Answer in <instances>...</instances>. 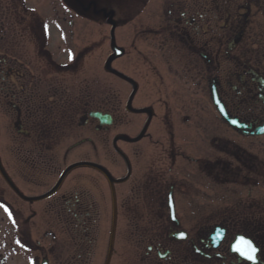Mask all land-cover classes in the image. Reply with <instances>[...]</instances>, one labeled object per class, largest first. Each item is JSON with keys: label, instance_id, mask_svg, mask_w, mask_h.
Wrapping results in <instances>:
<instances>
[{"label": "flooded vegetation", "instance_id": "flooded-vegetation-1", "mask_svg": "<svg viewBox=\"0 0 264 264\" xmlns=\"http://www.w3.org/2000/svg\"><path fill=\"white\" fill-rule=\"evenodd\" d=\"M74 2L0 0V264H264V0ZM90 12L113 108L74 71Z\"/></svg>", "mask_w": 264, "mask_h": 264}, {"label": "rangeland", "instance_id": "rangeland-1", "mask_svg": "<svg viewBox=\"0 0 264 264\" xmlns=\"http://www.w3.org/2000/svg\"><path fill=\"white\" fill-rule=\"evenodd\" d=\"M85 4H87L90 0H84ZM99 2H103V0H96ZM73 2V3H71ZM108 2H110L108 4ZM115 0H105V3L109 6V7H113V4H116ZM117 5H115L116 7ZM120 9V16L123 18H129L132 12V7L130 6L129 2L127 1L126 5L122 7L121 6H117ZM68 8L73 9V17H75L76 19H78V22L83 21V15L80 12V10L77 8L76 3L74 2V0H58V13L59 15L62 16H66L69 15V13L71 12V10L68 12V14H65L62 12L63 9ZM89 18H90V22L88 23V37H90L91 41L92 39H96L97 36H100L103 34V32L106 33V41L105 44H103V48L101 50H98L96 52L91 51L90 55L86 58V61L84 62H79L78 65V69H74L75 71V75L78 76V78L82 77V72L84 74V76L87 75V81L88 83L85 84L86 87H89L90 91L94 92V93H101L104 92L105 93V108H113V104L115 102L116 99V94L115 92H118V87L116 84V79L111 76L110 74H108L104 68H103V63L104 60H106L108 54L110 53V48H109V40H108V35H109V27L108 25L105 24V27L103 28L99 22V18L98 17H94L92 15V13H89ZM82 19V20H81ZM89 39V40H90ZM114 65V63L112 64ZM74 75V76H75ZM78 82H74V86H77ZM3 123V122H2ZM115 134L114 129L111 130V138L112 136ZM128 217L123 216L122 217V223L125 226L127 223V219ZM109 222H110V218H109ZM108 230L109 228H107L106 231V244H107V238H108ZM131 230L130 228H122L121 231H119V239L121 240L123 243L125 241H130L131 240ZM122 243V244H123Z\"/></svg>", "mask_w": 264, "mask_h": 264}, {"label": "water", "instance_id": "water-1", "mask_svg": "<svg viewBox=\"0 0 264 264\" xmlns=\"http://www.w3.org/2000/svg\"><path fill=\"white\" fill-rule=\"evenodd\" d=\"M107 15V14H106ZM108 23L109 24H111V35H112V37H111V50H112V53L107 57V59L105 60V63H104V69H105V71H107V72H112V73H115V74H119V73H117V71H115L113 68H112V66H111V63H112V61L120 54V52H121V50L116 46V44H115V40H114V22H113V20H112V18H111V16L109 17V19H108ZM214 97H215V99H217L216 98V95H214ZM216 102H218L217 100H216ZM219 104V103H218ZM219 108H220V110H221V112L224 114V112H223V110H222V108L220 107V104H219ZM94 115L95 116H97V117H99L100 118V120H101V122L103 123V124H110L111 122H112V117L109 115V114H101V113H94ZM116 141V138L114 139V142ZM87 164H91V163H86V162H81V163H76V164H73V165H71V166H69L64 172H63V174H62V176H61V178H63L64 176H65V174L69 171V170H71L72 168H74V167H76V166H78V165H87ZM98 166V165H97ZM98 167H100V166H98ZM104 172H105V174H106V176H107V178L109 179V182H110V184H111V188H112V193H113V200L115 201V198H114V189H113V183H114V180L111 178V176L109 175V173L107 172V170L106 169H104V168H102V167H100ZM0 171H1V173H2V175L5 177V178H7V176H6V174H5V172H4V170H3V168L1 167V165H0ZM116 213H115V202H114V212H113V227H112V232H111V243L113 242V240H114V230H115V220H116Z\"/></svg>", "mask_w": 264, "mask_h": 264}, {"label": "snow or ice", "instance_id": "snow-or-ice-1", "mask_svg": "<svg viewBox=\"0 0 264 264\" xmlns=\"http://www.w3.org/2000/svg\"><path fill=\"white\" fill-rule=\"evenodd\" d=\"M5 211H8V209L5 208ZM9 215H11L10 212ZM235 250L238 253H240V255L244 256L250 261H255L256 259L255 253L257 252V249L250 240H246L243 237H241L239 241V245L235 248Z\"/></svg>", "mask_w": 264, "mask_h": 264}]
</instances>
